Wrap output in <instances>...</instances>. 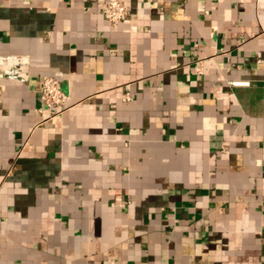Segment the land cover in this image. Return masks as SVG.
I'll use <instances>...</instances> for the list:
<instances>
[{
	"label": "crops",
	"instance_id": "crops-1",
	"mask_svg": "<svg viewBox=\"0 0 264 264\" xmlns=\"http://www.w3.org/2000/svg\"><path fill=\"white\" fill-rule=\"evenodd\" d=\"M104 1L0 0V264H264V0Z\"/></svg>",
	"mask_w": 264,
	"mask_h": 264
},
{
	"label": "built area",
	"instance_id": "built-area-1",
	"mask_svg": "<svg viewBox=\"0 0 264 264\" xmlns=\"http://www.w3.org/2000/svg\"><path fill=\"white\" fill-rule=\"evenodd\" d=\"M104 19L111 25L123 22L127 17V8L119 0H106L98 5ZM29 59L23 55H0V80L19 84L27 82L26 70ZM199 68H197V71ZM247 82L233 81L231 86H247ZM40 105L37 112H48V119L58 117L66 109V97L59 82L52 77H43L39 86Z\"/></svg>",
	"mask_w": 264,
	"mask_h": 264
}]
</instances>
